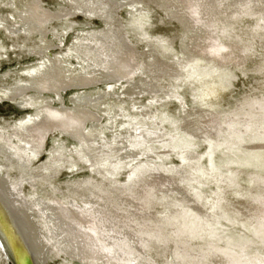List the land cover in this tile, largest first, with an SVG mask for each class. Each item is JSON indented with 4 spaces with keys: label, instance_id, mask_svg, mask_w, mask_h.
I'll return each mask as SVG.
<instances>
[{
    "label": "bare ground",
    "instance_id": "bare-ground-1",
    "mask_svg": "<svg viewBox=\"0 0 264 264\" xmlns=\"http://www.w3.org/2000/svg\"><path fill=\"white\" fill-rule=\"evenodd\" d=\"M163 1L180 9L176 21L182 27V50L188 52H181L182 57L174 53L172 28L158 19L155 12L156 8L162 9ZM61 3L52 10L40 0H0V105L24 113L16 120L0 115V250L6 259L10 264H45L50 252H58L80 264H128L126 255L141 254L145 248L158 264H166L163 251L170 245L160 243L181 230L193 239V251L214 254L219 263L239 255L250 264H264V252L254 249L255 242L264 245V214L260 213L264 210V125L257 119L229 122L227 114L215 111L230 75L219 71L224 65L213 64L231 59L236 52L247 55L251 33L262 29L258 25L260 20L247 17L251 22L245 23L244 18L233 16L214 21L199 19L201 9L207 14L211 12L212 0H127L121 4L130 11L126 24L113 19L103 3ZM77 15L86 26L94 17L102 19L104 38L110 46L85 47L82 37L89 39L97 31H72L76 24L67 20ZM57 21H63V36L71 31L74 35L68 49L58 48L57 44L55 48L54 38H47L53 35H48L49 26ZM213 24L220 28L219 33ZM227 25L238 28L236 37L228 38L233 45L214 37L231 33L224 28ZM125 37L136 44L130 40L127 43ZM261 47L258 57H253L246 69L250 75L263 79L257 80L260 84L264 82V46ZM160 50L169 56L162 58ZM30 57L35 58L34 63L22 68ZM239 65L240 62L235 67ZM3 69L7 70L1 73ZM238 71L244 78V72ZM160 73L166 76L161 81L166 88L165 97L174 100L183 111L181 125L155 110L166 99L147 96L146 105L138 99L139 95L149 93L145 90L156 87ZM136 74L137 81L133 82ZM185 83L193 88V100L200 107L196 111L190 110L178 93ZM97 84L107 87L95 94L80 91ZM68 90L79 92L68 98L66 106L62 94ZM251 93L243 94L245 97L239 103L253 101ZM124 99H129L128 108L132 111L119 106ZM152 107L159 123L153 119L151 123L144 121ZM237 108L238 111L244 107ZM102 118L106 121L102 131L111 134L110 140L94 124ZM216 119L220 129L215 131V137H202L199 132L213 128ZM166 122L170 132L161 133L158 126ZM148 126L150 137L146 133ZM53 133L71 140L72 146L68 147L62 139L56 141L46 161L38 164L37 170H30L45 152L46 137ZM195 137L203 140L204 153L195 152ZM98 139L101 144H96ZM149 139L156 145L144 144ZM158 139L161 141H155ZM216 151H220L218 163L213 158ZM168 152L179 161L176 168L158 162L163 159L161 154ZM202 159L206 161L202 163ZM77 164L85 165L90 176L80 182H67L64 186L68 193L64 196L52 181L59 171L74 170ZM8 169L14 171L13 176L6 175ZM168 184L179 193L182 187L187 195L191 192L197 199H204L207 212L203 208L200 212L191 211L181 200L167 203L165 198L156 199L163 214L151 222L152 230L143 234L148 222L145 211L152 209L143 193L147 188L153 190ZM25 187L35 191L33 196L22 195ZM204 187L210 189L202 192ZM132 204L138 209L135 216L132 214L134 217L127 211ZM243 209L263 220L258 222L252 216L238 219L235 213ZM224 223L244 233H228ZM144 237H148L147 247L143 245ZM171 254L169 264H178ZM147 261L139 257L134 264H153Z\"/></svg>",
    "mask_w": 264,
    "mask_h": 264
},
{
    "label": "rangeland",
    "instance_id": "rangeland-1",
    "mask_svg": "<svg viewBox=\"0 0 264 264\" xmlns=\"http://www.w3.org/2000/svg\"><path fill=\"white\" fill-rule=\"evenodd\" d=\"M57 1L59 3H61V0H57ZM57 1L56 0H40L41 4L44 5L45 8H50L52 10H54L55 8L56 9L58 8L57 5H59V3ZM92 1L99 2L98 5L99 4L101 5V3H103L105 6H107V8L109 7V13L112 15V17H114L113 19L118 18V20L122 24H124V23L126 24V21L128 19H130L129 14H128V12H130V11L128 10V8H126V6L121 5L127 0H111L112 2H109V0H107V1L106 0H92ZM195 1L197 3H199L202 0H195ZM164 4L165 3L163 1L162 2L163 7L161 10H159L158 8H156V10L154 8H152V9L155 10L158 19H162V22H164L166 25H169L172 28V32L175 34V38H174V49H175V51H174V53H177L178 57H182L181 52H182V54L184 53L185 55L188 54V52L184 51L185 48H184V50H182L183 46L181 47V41H180V32L182 31V27L176 21V19H179V15L181 14L180 9L177 8V10H176L175 8L171 7V5H166V4L164 5ZM61 5H64V4L61 3ZM205 11L201 9V12H199V14H198L199 19L205 18V19H208V21H214L218 18H227V17L233 16V17L244 18L243 22H245V23L251 22V19H249V18L247 19V17L253 18L254 20H257V19L260 20V21H258V22H260V23H258V25H262V29L255 30L251 33V34H253L252 39L249 40L251 43L249 48H251V49L247 50V52H248L247 55L244 53H241V52H236V55H234V57H232L231 59H228L226 61H221V62H220V60L218 62L213 61V64L216 66L224 65L223 67H220V69H219V71L221 73H227L230 75L229 76L230 78H228V80L226 81V82H228V84L226 83L224 85L225 89L223 90L222 95L219 98V101H216V103H218V104L216 105V107H214V109L216 112L227 114L229 122H236V121L247 122V121H250V119H257V120H259V123L264 125V82H261V84L263 86L262 87L261 84L259 82H257V80L263 81V79L259 78V77L252 76L249 73H247V71H246V69L250 66V63L252 61H254V58L258 57V56H256V54L260 53V51H261L260 47L264 46V0H212L211 12H209V14H207L208 12H205ZM165 16L171 17V18H173V20L168 21V20H166ZM67 21L68 22L70 21L71 23L74 22L76 24L75 28L73 26L72 31H76V33H78V34L79 33L80 34L81 33H83V34L88 33L89 30L97 31L89 39L82 37V40H83L82 42L84 43L85 47L95 49L98 46V44L99 45L102 44L104 46H110L108 43V40H106L104 38L106 30H105V25H104L102 19L94 17L93 19H91L88 22L89 24H87V26L85 25L84 19L80 15L74 16L73 18H70ZM59 22L58 21L52 22V24L48 28V30H49L48 35L52 33L54 35V37H53V35H50L52 37L48 36L47 38L50 41L54 38L52 40V42H53L55 48H56V44H57L58 48L62 46V48L68 49V48H70V46L72 44V40L74 39L73 38L74 35H73V33H71L72 32L71 31V32H67L63 36V33L61 32L64 29L63 21H59ZM179 25H180V27H179ZM214 25L215 24H213V29L216 28V26H214ZM58 26H61V27H59V29H58ZM54 27H56V28L54 29ZM225 27L228 28V30L231 31V33H229V34L226 33V34H221V35L215 34L214 37H217L219 39L223 38V40L225 39V41H228L227 44L233 45V43L230 42L228 40V38H231L233 40V37H236L235 35L237 34L238 28H236V25L235 26H229V27L227 25V26H224V28ZM219 29L220 28L218 27L214 30H216L218 32ZM53 30H57V31L54 32ZM51 31H53V32H51ZM58 33L59 34L62 33V34H60L61 38L59 37ZM197 36H199V34H197ZM58 40H59V42H55ZM129 40L131 42H134V41H132V39L130 37H128V39L126 38L125 41L127 43H129ZM134 43L136 44V42H134ZM95 44L97 45L96 47H94ZM232 48H233V46H232ZM138 49L141 50L140 44H138ZM55 52L56 51H54L53 53H55ZM164 52L165 51L160 50V54H161L162 58L163 57L167 58L169 55H167ZM189 53H190V55L191 54L195 55L197 52H189ZM34 61H35L34 57L27 58L24 61V63H23L24 65L22 68L31 66L34 63ZM239 62H240L239 68H236L235 65L239 64ZM241 63H242V65H241ZM6 70L7 69H3L1 71V73H4ZM238 70H242L244 72L242 74L244 76V78L241 76V73ZM220 72H218V73H220ZM137 75L138 74H136L132 77L133 82L137 81V77H138ZM165 77L166 76H163V74L160 73L157 77L158 81L156 83V87L154 89H152V91H151V89L145 90V91H149V93L151 92V94H149V93L144 94L143 93V94H141V96L140 95L138 96V99L144 105L147 104L148 97L154 96L157 98V100H160L161 98L163 100L166 99V100L162 101L160 104H158L155 107V110H159L161 112H164V114L169 119H171V120L173 119L174 121L179 122V125H181L182 124L181 119L183 118V113H182L183 111L181 110L180 106L176 102H174V100H167V97H165V96H167L165 94L166 88L164 85L161 86V81L163 79H165ZM258 83H259V85H258ZM249 86H250V88H249ZM106 87H107V85H105V84H97L96 86L86 88V89L80 90V91L88 93V94H90V93L95 94V93H99V92L104 91L106 89ZM115 89H117V88H115ZM192 89H193L192 87H189V85L187 83H185L179 88L178 93L181 96L184 103L187 105V107L190 110L196 111V109H198L200 107L198 105H196L195 100H193ZM249 91L252 92L251 94H252L253 101H250L248 103L245 100L243 102L241 101L242 104H241V102L239 103V99L242 100L243 97H245V96H243V94L245 95V93L247 94ZM76 92H79V90H68L64 94H62V98L64 99V104L66 106H69L68 98L70 99V97L73 94H75ZM45 96H48V95H45ZM241 97H242V99H241ZM128 101H129V99H124L118 103L119 106L123 107L122 110H126L129 107L130 102H128ZM213 102L215 103V101H213ZM245 104H250V105H245ZM136 105H138V104H136ZM239 105H241L242 108L243 107L244 108L242 110L240 109L237 111L236 108ZM151 109L152 110L148 109L149 110V116L146 115V120H144L145 123H148V122L151 123L150 119H153L156 123H159V119L156 117V114H154L155 113L154 108L152 107ZM129 110L132 111V109L128 108V111ZM98 112H99V110H98ZM23 114H24L23 112L15 111V110L11 109V107H9L5 104L0 105V115L7 116V119L16 120V119H19ZM239 119H241V120H239ZM179 120H181V121H179ZM105 122H106L105 119L102 118L100 121H96L94 123L95 126L97 124L100 126L99 130H98L99 132L101 131L100 134H102V132H103L102 131L103 129L101 128V126ZM212 123H213V128L203 129L201 131V133L199 132V134H201L202 137H206V136L211 137V138L215 137V135L217 134V132L215 133V131H219L220 124L218 123L217 119L215 121H213ZM167 124L168 123L166 122L165 124L162 123L161 125H159L160 127L158 126V128L161 129V133L170 132V126H169V124L168 125ZM249 124H251V122H249ZM87 128H88V125H87ZM146 133L148 134V137L151 136V133L149 132V126L146 130ZM114 134H115V132H114ZM103 135H105L104 137H107L109 140L112 137L111 134L109 135V133H107V134L104 133ZM248 136H249V134L246 135V140H248ZM61 139L62 138L57 136V134H55V133L48 135L46 137V140H45L44 145H43L45 152L42 153L34 163H32L30 170H32V171L37 170L38 166L41 163H44L46 161L47 153L53 147L54 143L58 140H61ZM169 139L171 140V138H169ZM197 139H199V140H197ZM62 140L67 144L68 147L72 146L73 142L71 140H69L67 138H63ZM161 140H164V138ZM161 140L158 139L155 141H161ZM153 142L154 141L152 139H149L144 144H147V143L150 144L151 143L153 146H155L156 144ZM101 143H102L101 139H98L96 142V144H101ZM193 143L195 144L194 150L196 153H204L205 152V150H204L205 145L203 143V140H200V138L195 137V139L193 140ZM168 153L170 155L167 153H166V155L161 154V157L163 155V157H162L163 159H161L162 161H158V162H162V163L166 164L168 168H176L177 166H179V164H178L179 161L174 156V154L170 153V152H168ZM219 153H220V151H216L215 154L213 155L214 161L216 163H218L219 159H220ZM167 155H169V156H167ZM166 156L170 159L166 160V158H167ZM73 159H75V157H73ZM149 159H148V161L151 160V159L150 160ZM138 160L139 161L143 160V158H138ZM151 161H154L153 158ZM205 161H206V159H202V163H204ZM83 169H85V170H83ZM13 172H14L13 170L8 169V170H6L5 173L8 177H11L14 175ZM162 172H164V171H162ZM87 175L90 176V173H89L88 169L85 167V165L77 164L75 166L74 170L62 169L61 171H59V174L57 175V177L55 176L56 178L52 181V183L55 186H58V188L61 191H63L62 193L65 196V194L68 193L66 186H64L67 182H69V183L70 182H80L82 180H85L86 177H88ZM183 185H185V184H183ZM209 189H210V187H206V188L204 187L201 189V191L207 192ZM179 190H181L182 194L179 193V191H177L172 184L162 185V186L158 185V187H156L153 190H150V188H147L145 190V192L143 194L147 196L148 201L146 204L152 206V209L147 208L145 211L144 217L148 222H145V225H144L145 228L142 230L143 234H145L146 231L152 230L153 225H151V224H153V223H151V222H156L157 219H159L163 214L160 211L161 210V208H159L160 206L156 205L157 203H155L156 199L165 198V202H167V203H174L175 200H181L184 204L186 203L187 208L191 211L200 212L201 210L203 211V209H204V211L207 212V208H206L207 205L205 204L204 199H202L201 197H200L201 199H197V195H195L191 192H189L190 195H187L182 187ZM33 192L35 193V191L32 190L31 188L25 187L22 191V195L25 197H31V196H33L32 195ZM183 194L187 197H184ZM57 197L61 198V196H59V195H57ZM200 205H202V206L199 207ZM134 206L135 205L132 204V205H130V208L127 209V211L129 212V215H131V216H133V215L135 216V214L137 213V210H138ZM170 210H174V208H170ZM260 213L264 214V210L260 211ZM235 214H237L238 219H243L244 217H251L252 216L258 222L263 220V218H261V217L259 218L258 214L252 213L251 211H246L244 209H243V211L236 212ZM202 215H205V214H202ZM126 222H127V224L131 223L130 225H132L134 228L136 227L134 222H131L130 220L129 221L126 220ZM177 225L178 224L176 223V226ZM159 226H161V225H159ZM224 227L226 229V232H228V233H233V234L236 233L237 234L238 231L240 234L244 233L242 231V229H239L238 227H235V226L233 227L232 225H228L226 223H224ZM203 232H205V231H203ZM196 236H198V235L196 234ZM200 236H202V235H200ZM143 240L145 241L143 243V245L145 247H147L148 243H149L148 237H147V239L144 237ZM193 242L194 241H193V239H191V236L189 235V233L188 232L182 233L181 230L180 231L176 230V232L171 233L168 237L166 236L164 241H162L160 243L161 246L164 244L170 245L168 249H165V251H163V253L165 255V259L167 260L166 264L170 263L171 256L168 257V255H170V253H172L171 255L173 257V260L177 261L178 264H250V262H248L246 260V257L239 256V255H238V258L235 257V259L232 258L229 260L225 259V261L223 260V262L219 263V262H217V256H215L214 254H207V253L202 254V253H198V252L193 251L194 250ZM191 245H192V248L190 247ZM254 245H255L254 249H258V250L264 252V245L263 244L261 245V244H258V242H255ZM247 251H249V250H247ZM140 252H141V254H137V253L133 252L132 255H130V257H129V255H126V257L129 258L128 264H134V262L139 257L140 258L145 257L146 260H148L147 262H150L153 264H158V262L151 257V255L149 254V252L147 250H145V248L141 249ZM5 259H6V257L4 256L3 252L0 250V264H10V262L7 259L6 260ZM183 260H185V261H183ZM231 260H233V261H231ZM66 263L80 264L77 261L67 260L62 254H59L58 252H50V254H48L46 261H45V264H66Z\"/></svg>",
    "mask_w": 264,
    "mask_h": 264
}]
</instances>
